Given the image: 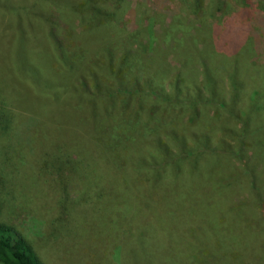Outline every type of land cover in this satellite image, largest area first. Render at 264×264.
Returning a JSON list of instances; mask_svg holds the SVG:
<instances>
[{
  "label": "rangeland",
  "instance_id": "374dc122",
  "mask_svg": "<svg viewBox=\"0 0 264 264\" xmlns=\"http://www.w3.org/2000/svg\"><path fill=\"white\" fill-rule=\"evenodd\" d=\"M224 1L236 9L230 16V20L234 19L231 22L249 27L251 35L257 36L259 48L264 50V13L255 11L256 24L253 25L254 21H250L242 9H237L236 0ZM251 1L264 3V0ZM138 2L126 0L127 11L122 18L123 22L129 24L130 21L126 22L128 17L132 13L138 14L135 23L138 31H141L140 36H129L130 26L126 27L129 32L126 31L122 38L114 36L118 26L124 27L122 22L113 27V34L108 37L116 43L122 42V46L128 50H135L144 45L147 36L152 42V50H155V41L160 34L163 35L166 40L158 47L162 52H158L157 56L167 66L168 73L164 80L147 84L154 77L148 64L146 66L143 61L141 66H136L141 69L135 67L134 74L122 77L123 90L112 92L110 97L118 99V103L126 99L130 102L139 100L144 108L135 120L136 114L131 111L130 103L119 118L123 123L140 121L147 128L155 126L165 129L168 123L175 129L188 130V133L198 123L206 128L215 123L221 128L225 123L227 128L234 130L233 135L226 139L230 145L228 160L233 165L232 176L218 186L206 177L203 179L202 174L195 175L198 188L189 198L187 209L192 220L191 227L198 231V240L193 248L195 259L197 264H264V165L256 155L257 149L264 151V129H247V112L233 115L218 101H199L194 97L199 91L204 98L209 96L203 92L202 67L198 63L204 64L205 71L217 79L216 73L222 69L220 55L231 56L235 51L227 44V37L215 35L212 46L215 52H222L208 54L206 59L203 57L204 60L213 59L212 64L208 65L207 60L206 65L203 60H196L201 53L193 50V46L202 48L205 37L197 36L195 31L191 34L193 39L186 37L184 46L190 44L191 48L185 49L193 51L190 54L194 56L193 62L187 66L188 73L195 75V70L199 73L188 80L198 78L197 83H193L198 87V92L187 87L184 92L190 93L188 97L177 101L172 88L177 81L183 50L175 48L171 40L179 37L176 34L178 30L185 32L195 26L201 16L183 17L181 21L184 25L173 28L172 16L179 7V0H167V3L159 6L154 2L152 5L145 4V8L140 10H137ZM209 21L213 34L217 31L216 17H210ZM71 24L75 33L70 31ZM85 28L86 25L76 15L57 7L52 0H0V158H8L7 170L11 179L5 194L7 200L0 201V224L10 227L34 244L42 264H119L122 247L131 236L124 226L132 214V204L123 197L114 198L116 194H109V189L99 196L89 193L98 190L95 183L97 178L100 177L99 182H103L111 175V172L105 175V162L96 159L99 155L95 152L89 154L95 157L83 158L88 164L83 172L58 171L39 178L38 171L43 164L37 169L28 167L31 160H40L39 155L50 140L54 139L56 144L65 142L69 146L74 143L78 148H83L86 141V121L94 111L89 107V100L97 96L91 81L78 83L79 79L70 78L73 79L72 83L69 79L61 83L50 75L40 77L41 73L57 72L59 67V75L68 73L60 52L68 57L80 48L85 58L88 52L92 54L96 49L92 56L101 60V49L106 47L107 38H87L82 45V31ZM104 30L106 28L101 27L99 33L102 34ZM196 38L198 45L194 44ZM117 45L119 47V43ZM261 49L258 59L264 63ZM111 52L117 58L121 54ZM87 68L82 65L79 70L86 71ZM220 75L218 80L224 88L222 93L230 103L231 95L227 93L229 75ZM46 77L47 82L53 80L50 86L52 92L40 89L35 82V79L43 82ZM250 106L252 103H249ZM109 117L112 118L111 115ZM103 123L109 129L108 120L105 119ZM94 147H91V151ZM99 169H104V175L97 173ZM27 172L33 173V176H28ZM145 209L149 213L152 211ZM208 215L210 218L204 220ZM205 221H209L207 224L210 226L199 232L203 226L201 222Z\"/></svg>",
  "mask_w": 264,
  "mask_h": 264
},
{
  "label": "trees",
  "instance_id": "16d2710c",
  "mask_svg": "<svg viewBox=\"0 0 264 264\" xmlns=\"http://www.w3.org/2000/svg\"><path fill=\"white\" fill-rule=\"evenodd\" d=\"M166 1L139 0L137 10L142 7L144 9L145 4L152 5L154 2L159 6L167 3ZM125 2L126 0H52V3H55L57 7L76 15L81 23L86 25L82 31V45L87 38L106 37L105 41L108 43L106 42V47L101 49V60L92 56L96 49L92 54L89 52L86 54L87 56L84 54L85 58L80 48L75 49L68 57L60 52L61 60L68 69L66 75L63 72H61L63 75L58 74L60 67L57 68V72L53 71L49 74L40 72L42 75L40 77L50 75L61 83L65 79H69L72 83L73 79L70 78L79 79L78 83L83 80L85 83L91 81L93 92L97 96L95 99L89 100V107L94 111L86 121L88 130L83 148H78L74 143L69 146L65 142L56 144L53 142L54 139L50 140L40 153V160H31V165L28 167L37 169L40 164H43L42 169L38 171L39 178L58 171L69 173L72 170H77L83 172L86 171L85 166H88L83 158H93L95 156H89V154L95 152L99 155V158L96 159L105 162V175L109 172L111 175L107 176L108 179L103 182H99L100 177L97 178L95 183L98 190H92L89 193L99 196L109 189V194H116L114 198L123 197L125 201L132 204V214L124 226L131 236L128 238V243L122 247L119 264H131L129 258L133 264H144L145 262L146 264H197L193 248L198 240L196 234L198 231L192 229V220L187 210L189 198L198 188V184L195 183L197 181L195 175L202 174L203 179L206 177L218 186L230 178L229 176H232L233 165L228 160L230 145L227 144L226 139L233 135L234 130L227 128L225 123L221 128L216 123L210 125L209 128L198 123L194 130L188 133V130L175 129L168 123L165 129H157L155 126L147 128V125L140 121L121 122L119 117L129 108L130 103L131 111L134 112V115L136 114L135 120L138 119L137 114L144 108L139 100L130 102L126 99L125 102L118 103V99L114 100L110 97L112 92L123 90L122 77L125 78L129 73L134 74L133 71L136 68L141 69L140 63L143 61L145 65L148 64L149 71L154 77L152 81L148 80L147 84L164 80V76H167L168 73L167 66L157 56L158 52H162V49L158 47L166 40L163 35L160 34L155 41V46H157L155 50H152V42L146 38L147 36L144 38L147 40L144 45L135 50H128L122 46L123 43L120 41L117 42L119 43L118 47L116 41L114 42L110 39L111 37H108L112 36L113 27L123 22L122 16L127 11ZM236 3L238 4L237 9H242L250 21L255 20L256 10L264 13L263 2L236 0ZM235 12L236 9L224 0H179V7L174 10L172 16L171 26L173 28H181L184 25L181 21L183 17L197 14L201 18L197 20V26L195 24L185 32L178 30L176 34H179V37L171 40L175 43V48L183 50V52L181 51L182 61L176 74L177 81L174 83L172 91L179 102L185 100L190 94L184 92L187 87L198 92V87L193 85V83H197L198 78L188 80L193 76L196 77L198 72L195 70V75L188 73L187 66L193 62L194 56L190 54L193 51L185 49L190 47V44L184 46L185 38L192 37L193 31L197 33V36L205 37V44H202L201 49L197 38L195 39L194 44L198 45V48L193 46V50L201 53V56L198 55L196 60L204 62L208 60V65H210L213 63V59L204 60L203 57L206 59L208 54L222 52V50L215 52L211 43L216 39L215 35L221 34L222 37H227L229 41L227 44L232 46V50L235 52L231 56L219 54L222 57L220 61L222 69L217 71V79H213L216 76L205 71L204 64L198 63L202 67L201 86L204 89L203 92L208 93L209 96L204 98L202 92L199 91L194 97L199 101L206 99L218 101L225 110L228 109L233 115L247 112L246 117L249 122L246 125L247 129L263 130L264 63L258 59L261 48H259L257 36L251 35L249 27L244 28L242 24L231 22L234 19L230 20V16ZM136 15L138 14L132 13L127 20L125 19L130 23L123 22L124 27L118 26V32L114 36H120V38L125 36L129 32L126 29L128 26H130L129 36H140L141 31H138L135 23ZM210 17H216L217 31H214L213 34L211 33ZM252 24L255 25L256 22L254 21ZM101 27L106 28L102 34L99 33ZM69 28L71 33H75L72 24L69 25ZM169 46L167 47L169 48ZM262 50L260 54L263 56L264 50ZM111 51L121 53L119 58L115 57ZM82 65L88 66L86 71L79 70ZM138 65L140 66L136 67ZM34 72L37 74L35 69ZM35 73L34 77H36ZM225 74L229 75L227 93L231 95L230 103L227 102L226 95L224 94V96L222 93L224 89L222 82L218 80L219 75ZM44 79L43 82L35 79L37 86L42 90L52 92L50 86L53 85V80L50 83L47 82V77ZM85 88L87 89V86ZM83 91L86 90L83 89ZM86 98L88 97L86 96ZM96 102L98 104H95ZM249 103H252V106L249 107ZM110 115L112 118L109 117ZM105 119L108 120L109 129H106L105 123H103ZM86 128L82 131L85 132ZM213 132H216L214 136H212ZM257 143L260 142L257 141ZM92 146L95 147L91 151ZM256 155L259 162L264 165V151L257 149ZM72 156H77V158H72ZM7 159V157L0 158V201L7 200L5 194L11 181L8 177L10 172L7 170ZM42 171L45 172L42 173ZM98 172L103 174L104 169H99ZM262 172L264 176V169ZM27 175L32 177L33 173L27 172ZM62 199L66 201L67 198ZM145 208L152 209L151 213L147 212ZM208 217L210 218V215L204 217V220H207ZM209 221L201 222L203 226L199 232L210 226L207 224ZM35 249L34 244L18 235L10 227L0 224V264H42ZM131 251L135 253H131Z\"/></svg>",
  "mask_w": 264,
  "mask_h": 264
}]
</instances>
